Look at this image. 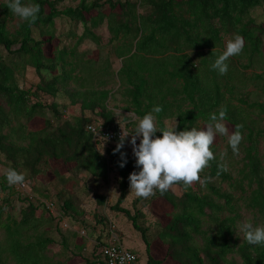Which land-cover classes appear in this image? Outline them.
I'll return each mask as SVG.
<instances>
[{"label":"trees","instance_id":"trees-1","mask_svg":"<svg viewBox=\"0 0 264 264\" xmlns=\"http://www.w3.org/2000/svg\"><path fill=\"white\" fill-rule=\"evenodd\" d=\"M99 1L79 0L76 8L59 10L60 0H23L38 4L40 12L35 23L23 22L15 34L8 30L6 20L0 19V157L5 166L23 173L24 182L49 174L60 179L61 171L55 165L73 167L103 181L107 180L109 170H115L120 191L116 210L130 216L128 210L119 206L127 198L129 174L138 171L135 159L124 146L121 151L127 155V164L120 168V154H113L116 144L111 143L102 154L94 142L99 140H94L87 129L96 121L108 130L117 127L115 113L108 106L113 90L107 89V80L102 77H110L112 85L118 79V91L129 105L127 110L138 118L154 105H160L162 111L153 113L160 130L167 128L166 120L174 118L178 120L177 131L198 128L199 124L207 125L210 114L223 109L224 122L243 137L240 145L244 167L240 179H234L224 163L214 157L202 184L196 181L185 188L182 182L176 183L184 191L180 196L170 189L163 195L157 191L165 202L164 224L158 236L166 246L163 256L151 252L146 232L136 224L135 217L133 224L143 233L147 264H239L235 257L240 258L241 264H264V246L239 243L236 238L241 207L264 226V164L260 155L264 131L256 127L244 109L226 98L228 92L233 94L237 90L242 63L245 70L262 72L253 73L252 81L264 79V26L253 17V11L262 7L264 0H106L104 5L110 7V13L99 12L88 19L87 14L102 8ZM6 5H1L5 19L13 15ZM61 16L85 26L78 45L86 39L99 43L100 38L88 25L97 29L107 21L109 43L122 61L121 68L115 72L111 64H106L95 70L91 60H70L71 54L66 50L53 47L55 20ZM35 28L41 30L43 38L34 37ZM235 35L243 37L244 48L226 61L228 71L220 75L211 65L223 52L225 39ZM2 49L8 54L4 55ZM27 67L40 75L43 70L60 69L62 73L50 81L42 77L35 91L24 90L18 85L17 74ZM71 82L73 90L69 89ZM61 91L69 97V103L46 105L41 100L44 95L55 99ZM61 105L81 112L63 120ZM250 108L264 115V104L256 103ZM47 110L53 113V120L47 118L45 126L38 130L25 128L34 118L45 117ZM16 138L25 144H18ZM212 179L227 183L232 190H241V197L218 188ZM202 187L207 191L203 192ZM29 191L17 192L22 200L19 218L4 224L7 239L0 243V264H7L8 260L15 264H51L47 253L57 241L46 227L55 223L59 231L76 234L73 222L83 211L73 191L57 192L58 202L35 184ZM98 199L103 203V198ZM43 201L53 203L63 217H70L69 230L62 229ZM204 225L209 226L205 229ZM108 236L109 229L106 240ZM104 245L105 241L100 243L101 250ZM62 247H67L64 237ZM85 262L106 264L101 251L98 261Z\"/></svg>","mask_w":264,"mask_h":264},{"label":"rangeland","instance_id":"rangeland-1","mask_svg":"<svg viewBox=\"0 0 264 264\" xmlns=\"http://www.w3.org/2000/svg\"><path fill=\"white\" fill-rule=\"evenodd\" d=\"M58 3L59 10H65L68 8H76L79 5V0H60ZM97 0H88V3H92ZM106 0L99 1L101 9L93 10L86 17H96L99 12L108 15L110 13V7L104 5ZM120 1V0H113ZM7 3V0H0V19L6 20L7 28L10 33L15 34L19 29L20 21L14 15H11L5 19V15L2 13V4ZM29 3V2H26ZM118 10V9H117ZM49 8L47 7V12ZM253 17L264 26V5L253 11ZM88 27L100 38L99 43H95L91 39H86L81 45H78V39L84 34L85 26L80 22H73L70 18L61 16L55 20V39L52 44L53 47L66 50L70 56V60H76L77 62L86 63L91 60L94 64L92 66L95 70L106 67V64H111L113 71L117 72L122 65V61L118 59L113 48L110 45V33L107 27V21L97 29H93L91 24ZM34 37L36 39L43 38L41 36L40 29H34ZM46 39V37H44ZM228 39L224 41L223 51ZM2 53L7 55L5 49H2ZM72 57V58H71ZM245 63V62H244ZM241 64V63H240ZM243 65V63H242ZM240 66V72L242 73L236 85L235 93H227L226 98L233 103V105L244 109L247 115L252 118L258 129L264 131V115L259 114L255 109L250 108L251 105L259 103L264 104V79L262 81H252L253 73L255 70H245L243 66ZM21 67V66H20ZM62 71L59 69L57 72H51L49 70H43L41 75L31 67L22 69L17 74V82L20 88L24 90L35 91L37 85L41 82V78L46 81H50L53 76L60 75ZM102 80H107V89L113 90V98L109 99V109H112L115 113V124L124 126L127 132H131L134 127V123L138 117L132 111H128L129 105L124 100L122 92L118 91L120 85L116 78V84L110 83V77L107 75L102 77ZM111 84V85H110ZM70 90L75 89L74 84L70 83ZM43 103L51 105L53 102L69 103V97L65 95L64 91H61L57 98L50 96H42ZM36 101V100H34ZM60 103V104H61ZM80 110L76 109L71 111L70 109H64L60 106V114L63 116V120L67 119L71 115H79ZM53 120V113L51 110H47L45 117H36L30 123L25 125L27 130H38L45 126L46 119ZM128 121L129 123H126ZM253 122V123H254ZM178 123L176 118L165 121L166 127L174 126ZM228 128L229 134L234 132V128L231 124L224 122ZM155 124L157 127L156 119ZM17 126V124H15ZM206 125L199 124L198 129L205 128ZM158 130H160L157 127ZM130 139V137L128 138ZM15 141L18 144H25L16 138ZM95 146L99 152L105 154L112 144L104 141H94ZM125 147L129 150L131 156L132 148L127 142ZM139 144V139L137 140ZM214 157L220 159L227 171L233 176L234 179H240V171L244 167L242 146L239 145V151L237 154H233L230 147H228L227 136L217 135L213 144L210 146ZM225 149L227 154L223 155ZM260 155L264 164V137L261 139ZM134 158V157H133ZM135 159V158H134ZM60 171V179L53 174H49L47 177L39 176L38 178H28L26 182L35 184L42 193H49L50 198L56 200L55 194L59 191L68 189L75 193L76 201L79 203L83 214L78 218V221L74 219L73 227L76 234L72 232L63 233L59 231L56 224L53 223L46 227L49 234L53 237L57 244L47 253L48 263L58 264H86V260L100 259L101 246L100 243L106 241V235L111 225L116 227L115 233L120 238L122 245L130 250H133L139 256V264H147L146 244L143 240V233L138 230L134 224L132 217H135L136 224L146 232V237L150 243V249L153 254L163 256L166 253V246L162 245L160 239H158L159 233L162 230V224H164L163 213L165 211V202L155 192L153 196L146 199H142L135 203L138 199L134 194L128 191L126 200L119 206L129 211L130 216L125 213L116 210L119 191V175L115 170H109L107 180H95L89 173L80 171L77 169L64 166L55 165ZM6 169L4 164V158L0 157V243H4L7 239V232L4 228V224L12 223L19 218V212L22 207V200L17 194L19 192L15 186H10L5 180ZM208 174V167H205L200 173L199 183L202 184L203 177ZM30 174L27 175L29 177ZM218 188L223 191L233 193L237 198L241 197V190L231 189L227 183H222L219 180L212 179ZM5 188H4V187ZM177 195L183 194V189L174 184L169 188ZM203 192L207 190L202 187ZM40 196V195H39ZM43 197V196H42ZM103 198V203L98 199ZM58 202V201H57ZM61 207V204L58 203ZM58 210V209H56ZM241 219L238 223L236 238L239 243L244 242L243 233L239 231V226L243 222H251L254 226H262L255 222L253 215L244 207L240 208ZM70 218V217H65ZM209 225H204L207 229ZM57 229V230H56ZM213 232V231H212ZM63 237L67 239V247L63 248ZM81 244V245H80ZM76 255V256H75ZM236 261L241 264L239 257H235ZM7 264H15L13 260H8ZM170 264V263H166Z\"/></svg>","mask_w":264,"mask_h":264},{"label":"clouds","instance_id":"clouds-1","mask_svg":"<svg viewBox=\"0 0 264 264\" xmlns=\"http://www.w3.org/2000/svg\"><path fill=\"white\" fill-rule=\"evenodd\" d=\"M7 8L22 22L33 24L38 19L40 7L36 3H25L23 0H7ZM244 48V39L240 35H235L228 40L225 50L215 59L211 69L224 75L228 71V59L239 55ZM162 107L154 105L152 110L142 118H138L134 123L131 132L122 129L119 142L113 149V154H120L119 167L124 168L127 164V155L122 152L125 142L131 145L132 154L135 158V168L129 174V190L135 197L146 199L153 196L155 192L164 194L171 186L181 183L185 188L190 187L193 182L199 181V173L208 166L209 161L214 158L210 149L217 135L227 136L228 147L233 154L239 151V145L243 139L239 130L229 134L224 121L226 119L225 110L209 116V122L205 128L198 129L192 127L182 131H177V124L166 129L158 130L155 124L153 113H160ZM126 123H129L126 121ZM90 131L94 137L100 136L99 131L90 126ZM160 132L161 136H156ZM130 137V139H128ZM139 139V144L137 140ZM227 154L225 149L223 155ZM5 180L8 185H22L25 181L23 173L15 168L6 169ZM239 231L243 233L244 241L250 246H264V226H254L251 222H243L239 226ZM124 257H121V264H124ZM128 260L135 259L129 255Z\"/></svg>","mask_w":264,"mask_h":264},{"label":"built area","instance_id":"built-area-1","mask_svg":"<svg viewBox=\"0 0 264 264\" xmlns=\"http://www.w3.org/2000/svg\"><path fill=\"white\" fill-rule=\"evenodd\" d=\"M90 126L92 128H95L97 132L99 131L100 136L107 137V140L105 142L112 144H117L119 142V137L122 134V129L120 128V126H117L114 130H108L104 127L101 121H96L88 125L87 129L89 131H90ZM122 127L126 131V128L124 126ZM94 140L104 141V138L94 137ZM31 185L32 184L30 182H24L22 185H17L16 189L23 193L29 191ZM43 204H45V207L50 211L52 215L58 218L57 221L59 222L63 230L66 231L71 228L69 223V218L66 219L65 217H63V215H60V213L58 212V210H56V207L54 206L53 203L49 201H43ZM115 230L116 227L114 225H111L109 227L108 240L105 241V245L102 247L101 250V255L103 260L106 262V264H121V257H124L125 258L124 264H139V256L137 255V253L130 249L125 248L122 245L120 238L115 233ZM129 255L135 257V259L128 260L127 257Z\"/></svg>","mask_w":264,"mask_h":264},{"label":"crops","instance_id":"crops-1","mask_svg":"<svg viewBox=\"0 0 264 264\" xmlns=\"http://www.w3.org/2000/svg\"><path fill=\"white\" fill-rule=\"evenodd\" d=\"M254 73L261 74L262 72L261 71H254ZM177 125H178V123H177Z\"/></svg>","mask_w":264,"mask_h":264}]
</instances>
